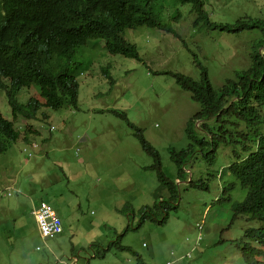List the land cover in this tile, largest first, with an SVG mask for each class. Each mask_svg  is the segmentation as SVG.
Listing matches in <instances>:
<instances>
[{"label":"rangeland","instance_id":"374dc122","mask_svg":"<svg viewBox=\"0 0 264 264\" xmlns=\"http://www.w3.org/2000/svg\"><path fill=\"white\" fill-rule=\"evenodd\" d=\"M206 2L209 15L219 13V6L223 7L224 17L215 14L214 20H228L227 13H239V16L242 9L238 6L243 7L242 12L260 8L259 14L264 16V0ZM172 9L170 3L161 8L163 21L169 18L166 11L171 13ZM180 9L183 15L172 27L191 52L199 53L215 86L232 78L234 70L248 66L255 34L235 35L215 30L199 34L192 28L193 15ZM134 32H138L136 38ZM134 32V39L124 35L136 44L143 61L120 54L99 56L78 77L77 109L52 110L41 106L37 116L44 112L46 118L42 122L37 118L28 121L40 131L29 137L37 143L32 158L24 157L29 149L20 140L0 154V264H132L127 250L116 249L115 244L119 242L149 264H165L190 250L199 233L197 223L202 225L200 243L191 251V257L175 264H246L237 242L246 228L256 227L259 222L246 220L244 214L230 222V202L242 200L245 189L233 177L225 175L221 180L219 175L237 159L234 153L247 154L248 149L243 146L254 148L256 136L238 138L229 147L219 146L211 164L202 158L200 146L194 144L189 161L178 175L170 150L187 146L185 124L198 105L171 76L152 71L165 69L187 74L194 60L172 37L164 39L144 26ZM100 44L103 46V41ZM259 51L264 54V47ZM106 64H109L110 79L100 73V66ZM191 71L190 75L195 77L196 68ZM20 92L18 99H40L33 88H22ZM110 110L124 112L126 120L141 129L143 137L158 152L161 169L177 184L178 207L170 211L167 221L161 225L145 221L135 228L141 208L158 201V208L162 209L167 205L163 200L168 192L155 172L147 168L152 157L140 147L135 130ZM261 114L262 123L254 131L256 134L264 133V105ZM20 120L23 119L16 120L17 124ZM203 122L197 119L195 126ZM241 129H245L243 123L238 131L246 133ZM39 178L49 182L43 183ZM189 179L202 181L207 188L188 186ZM229 182L233 188L222 192L223 184ZM8 186L14 190L6 195ZM227 195L230 200H220ZM42 198L56 207L65 232L46 240L40 237L31 213ZM109 241V250L104 256H97ZM90 242H96L100 251L89 249Z\"/></svg>","mask_w":264,"mask_h":264},{"label":"trees","instance_id":"16d2710c","mask_svg":"<svg viewBox=\"0 0 264 264\" xmlns=\"http://www.w3.org/2000/svg\"><path fill=\"white\" fill-rule=\"evenodd\" d=\"M96 0H0V91L8 95L20 87L35 86L39 94L53 108H78V76L91 67L92 54L85 48L89 44L95 46L98 38L105 40V50L110 54H120L124 57L143 61L136 45L121 36L127 28L139 26H159L174 30L160 18L159 6L164 1L172 5L190 4L195 14L193 24L199 30H219L228 34L253 33L249 52L248 66L234 70L232 78H226L220 86L210 81L206 66L196 55L195 62L198 78L191 79L178 72L163 70L153 71V74L165 73L171 76L179 87L190 92L191 99L198 107L186 121L184 133L188 139L185 148L170 150V159L177 166V174L181 175L182 166L189 161L194 144L200 146L202 158L211 164L219 146L229 147L238 138L248 139L256 136L255 146L245 145L248 152L245 156L237 154V159L230 162L221 171L219 177H233L245 189L244 198L230 202L232 211L230 222L238 215H245L246 220L259 222L256 227H248L237 242V247L246 264H263L264 258V133L256 135L262 123V106L264 105V54L259 48L264 47V16L260 8L242 12L230 20L208 21L203 9V0H120L118 10L111 6L107 10L100 4L94 10ZM247 13V14H245ZM251 14V15H250ZM173 15L180 16L175 10ZM223 16L222 13L219 14ZM118 16L117 30L101 31V25L108 19ZM80 51L79 53H77ZM102 69L106 79H110L109 65ZM15 103L13 95L9 96ZM31 101V100H29ZM28 101V102H29ZM26 116H34L35 106L18 104ZM125 118V113L113 111ZM234 114V116H232ZM197 119L204 120L195 126ZM232 119L234 122L228 120ZM128 125L130 122L124 119ZM209 121L211 123H209ZM238 122V124L236 123ZM244 124L246 133L238 131V126ZM134 126V125H132ZM11 123L0 118V152L9 148L15 142L19 133L10 131ZM139 144L152 163L147 167L155 172L161 185L168 192L163 200L165 207L158 208V201L152 214L156 223L164 222L169 213L177 207L168 204L177 200L178 187L168 174L161 169L159 154L152 145L144 139L137 129ZM236 134V136H235ZM251 134V135H250ZM25 140L26 138L23 137ZM236 154V153H235ZM180 178V177H179ZM182 179V178H180ZM225 184V183H224ZM188 186L206 189L202 181L189 179ZM233 188V183L222 188V192ZM230 200V196L220 200ZM145 205V206H152ZM164 215L161 219H159ZM199 230L193 241V248L200 243ZM252 242L255 243L252 244Z\"/></svg>","mask_w":264,"mask_h":264},{"label":"clouds","instance_id":"9594fccd","mask_svg":"<svg viewBox=\"0 0 264 264\" xmlns=\"http://www.w3.org/2000/svg\"><path fill=\"white\" fill-rule=\"evenodd\" d=\"M153 1V0H152ZM204 1V6H203V9H204V11L206 12V14H207V18H208V21H210V22H216V20H214L213 18H212V16L213 15H215V14H219V13H221V12H224V11H222L221 9L223 8V7H221V6H219V3L217 4L218 6H219V9H220V12L219 13H214V14H210L211 15V17H210V15H209V13L206 11V9H205V7H206V0H203ZM222 1H229V0H222ZM119 2H120V0H96L95 2H94V10L95 11H97V9H98V7H99V5L101 4L102 6H103V8L105 9V11L107 10V8H108V6H111L115 11H117L118 10V6H119ZM158 6H159V12L161 13V8L163 9V8H166L168 5H169V3H167L166 1H164V2H162V3H160V4H157ZM224 7H228V6H224ZM238 7H241V9H242V11H243V7L242 6H238ZM180 8H182V9H186V11H187V13L189 14V15H193V20H192V28H193V30L195 31V32H200L199 34H201V32H203V31H208V32H210V30H213V28L212 29H210V30H203V31H201V30H199V28L197 27V26H195L194 24H193V21H194V19H195V14H194V12H192V10H191V5L190 4H183V5H173V9H172V12L170 13L169 12V10H167L166 11V13L168 14V16H169V18H168V20L167 21H163V23H165V24H168V26H169V28H171V29H173V30H175L174 29V27H172V23L174 22V23H177V22H179V20L181 19V17H182V12H181V9ZM230 8V7H229ZM175 10H179L180 12H181V15L180 16H176V15H173V12L175 11ZM242 11L240 12V14L242 13ZM225 13H227V12H225ZM228 15H229V19L228 20H230V21H233V19L232 18H235V17H237L238 16V14H229V13H227ZM163 17H166V15L165 14H163ZM161 18V17H160ZM218 21V20H217ZM223 21V20H222ZM118 22H119V18H118V16H114V17H112V18H110V19H108V20H106L102 25H101V31H114V30H117V27H118ZM139 27H143V26H139ZM144 27H146V29H150V30H154V31H156L157 33H159V34H161V35H163L165 38L164 39H166V38H168V37H172L173 39H174V41L177 43V45L178 46H183V49L188 53V54H192V60H194L193 61V64H192V67H190V68H188L189 69V72L187 73V74H185V73H182V72H178V73H181V74H183V75H186L187 77H189V78H191V79H197L198 78V71H197V73H196V76L195 77H193V76H191L190 74H193V72L191 71V69L192 68H196V65L194 64V62H195V55H196V57H197V59L201 62V60H200V58L198 57V52H195L193 49V51L195 52V53H193V52H191L186 46H185V43L183 42L184 41V39L183 38H181L180 36L178 37V35L175 33V31L173 32V33H170V32H168L167 30V28H162V27H159V26H153V25H148V26H144ZM136 28H138V27H136ZM136 28H127V29H125L122 33H121V36L124 38V39H126V36L128 37V38H130V39H134V38H136L137 37V34H138V32H134V29H136ZM128 29H133L132 31H128ZM215 31H217V32H222V31H219V30H215ZM133 32H134V35H135V37L133 38L132 37V35H133ZM223 33H227V32H223ZM126 36H125V35ZM229 34H231V33H229ZM168 35V36H167ZM174 36V37H173ZM176 37V38H175ZM127 38V40L129 41V39ZM180 39V40H179ZM100 41H103V46H101V44H100ZM95 43H96V45L95 46H92V44H89L91 47L90 48H85L86 50H88L91 54H92V59H91V62H93L94 60H97L98 59V57L99 56H104V54H110L109 52H107L104 48H105V40L103 39V38H98V39H96L95 41H94ZM131 42V41H130ZM131 43H133V42H131ZM135 44V43H134ZM136 45V44H135ZM137 48V47H136ZM100 49V50H99ZM260 49V48H259ZM97 51H99V55L97 54ZM138 51V50H137ZM139 53V52H138ZM111 55H114V54H111ZM140 55V54H139ZM126 58H128V57H126ZM249 59V58H248ZM202 63V62H201ZM248 64H249V62H248ZM109 65V64H108ZM105 67H107L106 65L104 66H100V68H101V71H100V73L102 72V69L103 68H105ZM246 68V67H245ZM163 70H165V69H163ZM163 70H161V71H163ZM197 70V69H196ZM88 71V70H87ZM86 71V72H87ZM153 71H156V72H161V71H159V70H153ZM152 71V72H153ZM191 71V72H190ZM174 73V72H173ZM82 74V73H81ZM80 74V75H81ZM158 74H162V73H158ZM163 74H165V73H163ZM79 75V76H80ZM102 75V74H101ZM209 75V74H208ZM78 76V77H79ZM104 76V75H103ZM105 77V76H104ZM106 78V77H105ZM22 88H26V89H29V88H33V89H35V91H36V93H37V95H38V97L40 98V99H38V98H34V97H27V98H25L26 100L24 101V100H21V99H24L23 97H21V99H18V96H19V94L21 93L20 92V90L22 89ZM20 87L18 90H14V91H12L9 95L7 94V93H5L4 91H0V118L3 120V121H5L6 123H11V129H10V131H17L18 133H19V137H18V139L17 140H20V141H22L24 144H26V146H25V148H28L29 149V151H26V152H24L25 150V148H23L22 149V151L25 153V155H24V157L26 158V159H28V158H32L35 154H33V150L35 149V148H37V143H35V142H33V141H31L30 139H29V137L31 136V135H33V134H38V133H40V131L34 126V124H32V123H30V122H28V121H30V120H32V119H34V118H37L40 122H42L45 118H46V114L43 112V113H41L39 116H37V113H38V111L40 110V108H41V106H44V107H46V108H49V109H52V110H57V109H60V108H70V107H60V108H53L52 106H50L48 103H47V101L39 94V91H38V89H36V87L35 86H29V87ZM180 88H182V87H180ZM78 89H79V84H78ZM183 89V88H182ZM185 90V89H184ZM187 91V90H186ZM189 92V91H188ZM11 95H13V98H14V100H15V103H13L11 100H10V97L9 96H11ZM189 95H190V92H189ZM190 98H191V96H190ZM29 100H31V101H29ZM29 101V102H28ZM31 104L32 106H35L36 108H35V110L33 111V113H34V116H26V113H25V111L24 110H22L19 106H18V104H23V105H26V104ZM70 109H75V108H70ZM113 111H116V110H113ZM117 112H121V111H117ZM113 113V112H112ZM124 113V112H123ZM114 114V113H113ZM115 115H117V114H115ZM118 116V115H117ZM18 118H22L23 120H20V124H17V122H16V120L18 119ZM125 119V118H124ZM21 122H22V124H21ZM210 122V121H209ZM24 123V124H23ZM186 125V124H185ZM130 127H132L134 130H135V132H134V135L136 136V138H137V140H138V137H137V130H136V128L137 127H135V126H132V125H129ZM137 129H139V128H137ZM51 130H53V125L52 126H50V131ZM140 131H141V129H139ZM256 130H258V129H255V130H253V131H256ZM262 130H264V128H262ZM141 133H142V131H141ZM244 134V133H243ZM260 134H262V132L260 133ZM256 135H258V134H256ZM143 136V135H142ZM23 137H25L26 138V140L23 138ZM240 138H243V137H240ZM145 139V138H144ZM244 139V138H243ZM249 139V138H248ZM16 140V141H17ZM146 140V139H145ZM15 141V142H16ZM42 141H44V139H42ZM15 142H13V144L15 143ZM138 142H139V140H138ZM256 143V142H255ZM12 144V145H13ZM11 145V146H12ZM10 146V147H11ZM9 147V148H10ZM141 147V146H140ZM225 147V146H224ZM9 148H7L5 151H3V152H0V154L1 153H4V152H6ZM216 152H217V150H216ZM234 155L235 156H237V154H235L234 153ZM230 164V163H229ZM29 174V173H28ZM30 175V174H29ZM220 178V177H219ZM221 179V178H220ZM21 180L23 181V178L21 177ZM32 180V178H31V176H30V181ZM39 180L41 181V182H43V183H47V182H49V181H46V180H44V179H41V178H39ZM30 181L28 182V183H26L27 184V187L29 188V183H30ZM182 181V180H181ZM180 182V181H179ZM179 182H178V184H179ZM183 182V181H182ZM188 182V181H187ZM36 183V182H35ZM176 184V183H175ZM229 183H225V184H223V186H222V188L224 187V186H226V185H228ZM176 187H177V184H176ZM10 190H14L11 186H8L7 188H6V192H5V194L6 195H9L10 194ZM22 193H25L24 191H22ZM169 200V198H167L166 199V202ZM168 204H172V205H174V206H176V207H178V204L176 203V201H174V202H172V203H168ZM153 207V210H151V208ZM55 206L50 202V201H48V200H46V199H39V201L37 202V204H35V208L34 207H32V209H31V213L33 214V217H34V219H35V222H36V226H37V229H38V232H39V235H40V237L43 239V240H46V239H48V238H52V237H54V236H56V235H58V234H63V232H62V230H63V224H62V220H61V218H60V216L58 215V213L56 212V210H55ZM154 208H155V206H143L142 208H141V210H140V213L138 214V219H137V222L135 223V228L137 229V228H139L145 221H155V217H153L152 216V214H153V212H154ZM52 215H54L56 218H58V220H59V222H60V227H59V229L58 230H46V228H44V223H48V222H50L51 220H52ZM164 215H162L159 219H161L162 217H163ZM167 219L168 218H166V220L164 221V222H159V223H156V222H154L155 224H158V225H161V224H163V223H165L166 221H167ZM127 220H132L131 218H128ZM196 227L197 228H200V227H202V225L201 224H199V223H197L196 224ZM127 229H128V227H127ZM117 238H119V237H117ZM197 238V237H196ZM197 239H200V237H198ZM112 241V240H111ZM111 241H109V243L107 244V247L105 248V249H103V250H99V249H97V247H98V245L96 244V242H93L92 244H91V242H90V246L88 247L89 249L90 248H92V249H94V250H96L97 252L98 251H100L101 253H97V256H104L105 255V253L109 250V247H111ZM115 244V243H114ZM143 246H146V244L145 243H143L142 244ZM115 247H116V249L117 250H119V251H128V253L131 255V257H130V261H131V263L132 264H149V263H147L144 259H143V257H140L139 256V254L137 253V252H135L133 249H131L130 247H128V246H124V245H121L120 244V242H119V245H116L115 244ZM129 248V249H128ZM193 246H191V248H190V250L188 251V252H186V254H185V256L184 255H181V256H179V257H176V258H174L172 261H166L165 262V264H175L176 262H182L183 261V259L184 258H186V257H191V251H193ZM134 257H136V259L137 260H134ZM179 259V260H178Z\"/></svg>","mask_w":264,"mask_h":264},{"label":"built area","instance_id":"2783aa9c","mask_svg":"<svg viewBox=\"0 0 264 264\" xmlns=\"http://www.w3.org/2000/svg\"><path fill=\"white\" fill-rule=\"evenodd\" d=\"M59 227L60 222L54 215H52V220L50 222L44 223V228H46V230H58Z\"/></svg>","mask_w":264,"mask_h":264},{"label":"crops","instance_id":"0c3cea01","mask_svg":"<svg viewBox=\"0 0 264 264\" xmlns=\"http://www.w3.org/2000/svg\"><path fill=\"white\" fill-rule=\"evenodd\" d=\"M63 233H65V232H63Z\"/></svg>","mask_w":264,"mask_h":264}]
</instances>
